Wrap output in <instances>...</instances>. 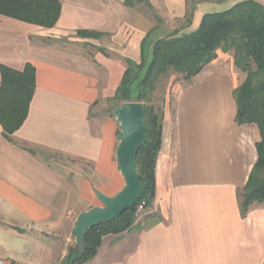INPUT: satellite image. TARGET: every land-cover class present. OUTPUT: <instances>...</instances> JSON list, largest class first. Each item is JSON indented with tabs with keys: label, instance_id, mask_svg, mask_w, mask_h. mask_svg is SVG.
Wrapping results in <instances>:
<instances>
[{
	"label": "crops",
	"instance_id": "obj_1",
	"mask_svg": "<svg viewBox=\"0 0 264 264\" xmlns=\"http://www.w3.org/2000/svg\"><path fill=\"white\" fill-rule=\"evenodd\" d=\"M58 1L51 29L0 15V87L3 67L35 69L26 120L9 139L0 123V258L21 264H63L79 214L103 206L98 193L114 197L125 187L120 126L108 101L128 62L141 63L144 40L179 29L187 11L186 0H148L151 9L126 0ZM244 1L199 4L188 31L205 14ZM240 75L232 55L219 52L176 88L165 105L152 206L131 230L106 236L85 264L264 263V204L241 213L260 136L255 125L236 122ZM151 215L160 222L144 229Z\"/></svg>",
	"mask_w": 264,
	"mask_h": 264
},
{
	"label": "trees",
	"instance_id": "obj_2",
	"mask_svg": "<svg viewBox=\"0 0 264 264\" xmlns=\"http://www.w3.org/2000/svg\"><path fill=\"white\" fill-rule=\"evenodd\" d=\"M207 1L186 0L187 11L179 29L154 42L147 38L142 44L141 63L128 62L121 84L108 101L109 112L112 114L129 102H139L145 107L146 143L136 157L143 195L117 219L90 229L84 249L71 248L63 264H85L92 260L106 236L131 230L138 208L143 206L145 210L152 206L167 95V92L158 95L159 91L163 90V82L173 76L177 81L191 84L218 58L219 52L231 54L235 67L246 75L233 94L237 104L236 122L255 125L260 136L256 144L258 158L240 196L241 213L245 216L252 205L264 204V5L247 0L228 10L205 14L198 28L189 32L197 6ZM125 4L129 7L141 4L151 9L148 0H126ZM0 15L51 29L60 19L61 5L58 0H0ZM79 36L98 38L100 34L80 32ZM1 71L0 123L9 139L27 118L36 87L35 69L27 65L23 72L4 67ZM158 100L161 106L156 105ZM145 220L144 229L160 222L157 215L147 216Z\"/></svg>",
	"mask_w": 264,
	"mask_h": 264
},
{
	"label": "water",
	"instance_id": "obj_3",
	"mask_svg": "<svg viewBox=\"0 0 264 264\" xmlns=\"http://www.w3.org/2000/svg\"><path fill=\"white\" fill-rule=\"evenodd\" d=\"M113 116L120 126L116 159L125 187L114 197L98 193L97 198L103 206L79 214L73 232L79 250L84 249L90 229L117 219L134 207L143 195V182L138 173L136 157L146 143L145 107L139 102L125 103L113 111Z\"/></svg>",
	"mask_w": 264,
	"mask_h": 264
},
{
	"label": "rangeland",
	"instance_id": "obj_4",
	"mask_svg": "<svg viewBox=\"0 0 264 264\" xmlns=\"http://www.w3.org/2000/svg\"><path fill=\"white\" fill-rule=\"evenodd\" d=\"M203 18V17H202ZM195 30H196V28H194ZM240 74V73H239ZM241 77H240V81L242 82L241 83V85L243 84V82H244V80H245V78H246V75L243 73V72H241V75H240ZM175 76H173L172 78H171V80L170 81H168V80H165L164 82H163V85H162V88H163V90L161 89L159 92H160V94H158V95H162V93L163 92H167V95H166V105L168 104V102L169 101H171V99H172V96H173V93L175 92V90H176V88L178 87V86H180V85H185L186 83H184V82H182V81H177V80H175ZM157 95V97H156V99H158L159 98V96ZM169 99V100H168ZM156 105L157 106H161V101L160 100H158V101H156ZM53 161H54V158H51ZM55 161H57L56 160V158H55ZM146 210V209H145ZM143 213H144V209H140V208H138V211H137V213H136V221L137 220H142V215H143ZM135 221V222H136ZM72 239H73V241H72V244H73V247H77V243H76V238H75V236L73 235L72 236Z\"/></svg>",
	"mask_w": 264,
	"mask_h": 264
},
{
	"label": "built area",
	"instance_id": "obj_5",
	"mask_svg": "<svg viewBox=\"0 0 264 264\" xmlns=\"http://www.w3.org/2000/svg\"><path fill=\"white\" fill-rule=\"evenodd\" d=\"M103 3H106V4H111L113 3L115 0H101ZM140 209H143V206H140L139 207ZM0 264H21V263H18V262H15L13 260H9V259H2L0 258Z\"/></svg>",
	"mask_w": 264,
	"mask_h": 264
}]
</instances>
